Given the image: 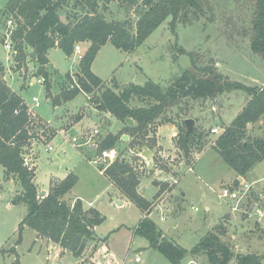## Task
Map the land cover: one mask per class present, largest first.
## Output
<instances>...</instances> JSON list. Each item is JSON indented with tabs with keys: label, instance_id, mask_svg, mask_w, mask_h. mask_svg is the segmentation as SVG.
Segmentation results:
<instances>
[{
	"label": "rangeland",
	"instance_id": "obj_1",
	"mask_svg": "<svg viewBox=\"0 0 264 264\" xmlns=\"http://www.w3.org/2000/svg\"><path fill=\"white\" fill-rule=\"evenodd\" d=\"M7 1L0 0V66L4 68V80L30 105L34 104L33 96H37L39 105H34V108L43 121L52 126L49 138L38 142L35 147L36 150L41 147L40 154L34 155L35 162L37 158L39 163L38 180L46 184L51 174L63 176L66 171H72L78 176V181L72 192L63 198L73 203L81 197L86 207H92L88 204L92 202L102 213L104 221L78 257L62 249L63 258H50L57 243L38 235L35 230L36 237L29 239L30 234L27 233L26 242L17 244L18 228L28 208L25 203H12L21 186L15 178L6 179L4 167L0 166V264H98V261L102 264H171L163 253L150 246L146 237L135 233L136 226L147 213L167 239L187 249L195 246L207 232L214 231L217 225H222L226 229L222 240L235 254L254 253L264 261V223L261 220L264 215V160L244 177L246 180L239 181L235 180L237 172L211 146L200 151L199 158L197 145L191 148V154L177 146L179 126L185 117L197 118L198 123L194 126L205 129L218 126L221 130L224 119L237 114L238 108L246 104L247 93L233 89L213 98H184L158 118L148 136L123 139L125 123L113 115L95 110L85 92L80 91L71 99L55 105L47 96L46 82L30 83L33 77L40 78V64L32 48L28 49L25 61L16 60L12 51L6 48L4 32L8 19L12 17L6 12ZM206 1L204 14L199 19L191 12L192 22H179L173 31L170 25L172 18L169 17L134 50L119 49L111 41L103 45L92 69L104 83L92 95L100 94L107 87L119 91L122 84H128V87L129 84L144 85L147 80L168 87L186 69L193 68L190 53L194 54L200 67L213 61L212 65L231 82L247 85L264 82V59L250 45L253 2ZM99 10L104 11L108 21L129 19L135 22L138 17L135 9L126 11L116 0L108 6H100ZM62 18H65L64 12ZM78 44L84 54L89 42ZM49 59L46 69L53 95L63 89L74 88L75 81H78V74L73 75L79 65L78 54L74 51L67 55L61 48L54 47L50 50ZM198 75L201 76L200 72ZM199 76L190 75L188 80L196 83ZM131 103L133 106L146 104L136 97ZM79 115L85 117L77 123L76 129H71ZM162 124L173 129L161 131ZM61 128L65 134H58ZM94 128L101 132L94 140L99 145L107 135H116L114 148L122 157L131 159L139 175L138 192L151 203L148 211L143 212L130 200L124 204L115 202V195L119 199L127 197L111 185L107 175L101 173L104 164L94 162L99 147L91 151L88 146H83L80 150L64 139L80 136ZM173 131L177 134L172 137ZM249 131L252 135L263 136L264 118ZM218 134L211 132L209 142ZM48 143L53 144L54 150L46 148ZM190 165L194 170H188ZM174 178H177V183H174ZM232 180L235 181L231 183ZM253 180H257L255 184L251 182ZM58 181L54 178L42 196L47 195ZM245 183L251 185L246 194ZM231 185L232 189L241 190V196L237 199L220 198L223 187ZM38 188L41 189V185ZM182 192H185L184 196ZM162 215L165 219L161 218ZM105 252L110 253L109 256L100 260ZM182 264L210 263L206 254H190ZM229 264H237V259L234 257Z\"/></svg>",
	"mask_w": 264,
	"mask_h": 264
},
{
	"label": "trees",
	"instance_id": "obj_2",
	"mask_svg": "<svg viewBox=\"0 0 264 264\" xmlns=\"http://www.w3.org/2000/svg\"><path fill=\"white\" fill-rule=\"evenodd\" d=\"M113 0H8L6 12L15 20L16 27L12 38L16 53L15 59L25 61L28 49L32 48L40 64L38 74L46 78L47 96L55 105L74 97L80 91L89 96V101L101 112H110L125 123L126 134L134 139L149 135L158 118L169 107L180 104L188 97L213 98L218 94L233 89L247 93L249 100L229 125H226L211 143V129L194 126L186 134L185 117L179 126L177 146L186 154H191L197 145L199 152L208 144L240 176L246 177L255 165L264 160V135H252L250 126L264 118V85H247L226 79L211 61L204 67L196 63L192 55V67L186 69L168 87L153 80L144 85L129 84V87L117 91L107 87L98 95H92L103 85V80L92 70V64L102 48L111 41L117 48L134 50L171 17V28L175 31L179 22H192V12L199 19L205 11L206 0H116L126 11L136 10L137 19L132 22L108 21L100 6H108ZM254 10L251 19V49L264 59V0H251ZM103 4V5H101ZM71 7V11L69 10ZM62 12L65 18H62ZM135 30V31H134ZM80 42H89L85 53L79 60L78 85L72 89H63L53 95L49 73L48 53L54 47L61 48L67 55H72ZM184 51V50H182ZM184 53H188L185 52ZM4 68L0 66V166L4 167L6 179L15 178L21 191L12 203H25L28 211L20 222L16 243L23 241L26 226L57 243L74 256H81L89 240L96 235V228L104 221L102 213L95 207H86L81 198L73 203L63 197L71 192L78 181V176L70 172L64 179L53 184L51 191L40 196L35 183L36 168L25 163V156L32 147L34 138H38L37 127L42 118L31 110L30 104L4 80ZM200 72V75L198 73ZM199 76L196 83H190L189 76ZM134 97L146 102L144 106H133ZM80 117L77 116V119ZM127 118L134 121L129 125ZM47 132V128H45ZM125 134V133H124ZM137 137H136V136ZM49 138V136H48ZM116 135L109 134L99 145V149L114 148ZM115 188L135 203L143 212L149 210L150 202L139 192V175L131 159L119 155L103 172ZM226 229L217 225L209 231L191 249L167 239L162 229L149 217L141 218L135 233L146 237L150 246L163 253L171 264H182L188 255L206 254L210 264H229L235 257L237 264H264L258 254H235L228 243L222 240Z\"/></svg>",
	"mask_w": 264,
	"mask_h": 264
},
{
	"label": "built area",
	"instance_id": "obj_3",
	"mask_svg": "<svg viewBox=\"0 0 264 264\" xmlns=\"http://www.w3.org/2000/svg\"><path fill=\"white\" fill-rule=\"evenodd\" d=\"M16 27L15 21L12 17H10L6 23V29L4 32L5 35V46L9 51H12V55H15L16 50L14 48V42H13V38H12V34L13 31ZM75 52L78 54L79 59H81V57L83 56V52H82V48L80 46V44H77L75 46ZM44 83L46 82V78L43 75H40V78H37L36 76L32 78V80L30 81L31 84L33 83ZM76 85H78L77 81ZM34 104L30 105L31 110L34 112V116L37 115L38 113L35 110V106L39 105V98L37 96H33L32 98ZM39 115V114H38ZM42 118V117H41ZM41 124L44 125V127H37V133H38V138H34L33 142H32V147L29 150V152L26 154L25 156V163L26 165H28L30 168L35 167V147L37 145L38 142L44 141L48 138L49 136V128L52 127L47 121H41ZM45 128H47V132H45ZM61 132H63L62 134H65L66 131L61 130L58 133L61 134ZM212 133H220V130L217 127H213L211 129ZM101 134L100 130L98 128H94L92 131L88 132V133H83L80 136H73L71 139H68L67 137H65V141H68L71 143V145L75 148L81 147V146H93V147H99V143H97L95 140L96 137H99ZM96 142V143H95ZM46 148L49 151L54 150V146L51 143L46 144ZM119 156L117 150L115 148H107V149H102L99 150V154L96 160H94V162H98L99 164H104V167L101 168V173L104 172V170L106 169V167L112 163L117 157ZM189 171L194 170L193 167L190 165L188 167ZM178 180L177 178H174V183H177ZM232 186H224L223 187V191L219 194L220 198H224V197H232V198H238L239 195L241 194V190L238 189H232ZM245 190L244 193L246 194L249 190L251 185L249 183H245ZM241 196V195H240ZM196 210L198 208H195ZM162 219H165V217L162 215L161 217ZM110 253L105 252L101 255V258H107L109 256ZM98 264H102L101 261H98Z\"/></svg>",
	"mask_w": 264,
	"mask_h": 264
},
{
	"label": "crops",
	"instance_id": "obj_4",
	"mask_svg": "<svg viewBox=\"0 0 264 264\" xmlns=\"http://www.w3.org/2000/svg\"><path fill=\"white\" fill-rule=\"evenodd\" d=\"M56 48H58V47H56ZM49 53H50V51H49ZM49 53H48V57H49ZM50 60V59H49ZM93 70V69H92ZM75 74H78V69L76 70V71H74V73H73V75H75ZM259 85V84H258ZM260 85H264V82H262ZM248 100H249V98H248ZM248 100L246 101V103L248 102ZM28 102V101H27ZM29 103V102H28ZM92 105V104H91ZM246 104H244L241 108H243L244 106H245ZM93 106V105H92ZM93 108L95 109V110H98L96 107H94L93 106ZM240 108V107H239ZM238 108V111L240 112L242 109L240 108L239 109ZM99 111V110H98ZM237 111V112H238ZM101 112V111H100ZM99 112V113H100ZM238 112V113H239ZM106 114H110L111 116H112V114L110 113V112H105ZM237 113V114H238ZM236 113L234 114V115H232V116H230L227 120L226 119H224L225 120V122H223V124L221 125L222 126V129L220 130L219 129V127L218 126H213V127H217L219 130H220V132L221 131H223V129H224V127L226 126V125H229L231 122H232V120L235 118V116L237 115ZM79 119H76V121H75V124L72 126V128L71 129H76V126L78 125L77 123H79L84 117H85V115H79ZM197 119V118H196ZM198 123V119L197 120H195V125ZM200 124V123H199ZM255 126V125H254ZM254 126H250L251 128L252 127H254ZM212 127V128H213ZM211 128V129H212ZM160 129H161V131L162 130H172L173 129V127H169V125L168 124H162V125H160ZM61 130H64V129H60L59 131H61ZM69 130V129H68ZM67 130V131H68ZM65 131V130H64ZM160 132V131H159ZM66 133V132H65ZM58 134H60V133H58ZM177 134V132L176 131H173L172 132V134H171V136L173 137V136H175ZM160 135V133H158V136ZM209 146H211V145H207L206 146V148H209ZM81 147H83V146H81ZM81 147H78V149H80ZM88 148H89V150H91V151H94V148H96V147H93V146H88ZM206 148H204V149H206ZM203 149V150H204ZM37 150L39 151L38 153H36L37 152ZM36 150V148H35V155H37L38 156V154H40V152H41V147H40V149H37ZM80 150H82V149H80ZM202 150V151H203ZM201 151V152H202ZM201 152H199V153H197V157L199 158L200 157V153ZM197 158V159H198ZM35 165H36V177H35V183H36V185H37V187H39L40 185H41V189H46V187H48L50 184H51V181L52 180H54V178H57L58 180H62V179H64L70 172L69 171H66L65 172V174L63 175V176H60V175H55V174H51V176H49V179H47V181H46V184H45V182L44 183H41L39 180H38V177H39V163L37 162V158H36V162H35ZM72 172V171H71ZM242 179H244V180H246L243 176H240L238 173L236 174V179L235 180H242ZM235 180H232L231 181V183H233ZM259 180V179H258ZM256 181L257 180H253V181H251L253 184H255L256 183ZM231 183H229V184H231ZM111 185H112V183H111ZM39 189V188H38ZM41 189H39V190H41ZM73 190V189H72ZM72 190H71V192H72ZM182 194H183V196L185 195V192H182ZM116 196V195H115ZM79 197V196H78ZM79 198H81V197H79ZM82 199V198H81ZM82 200H84V199H82ZM85 201V200H84ZM126 201H128V199L127 198H125V199H123V203L122 204H124V203H126ZM89 205H91L92 207H95L94 205H92V202H89L88 203ZM96 208V207H95ZM206 209L207 210H209L210 209V207L209 206H207L206 207ZM97 229V228H96ZM27 233L28 234H30L29 235V239L32 237V236H35L36 237V232L33 230V229H31L30 227H25V229H24V232H23V241H22V243L24 244L25 242H26V235H27ZM97 233V232H96ZM55 252L54 253H52V254H50V258H53V259H57V258H59V259H61V250L63 249L62 247H60L58 244H56L55 245ZM63 258V257H62ZM190 261H193L192 259L190 260ZM189 261V262H190ZM194 263V262H193Z\"/></svg>",
	"mask_w": 264,
	"mask_h": 264
},
{
	"label": "water",
	"instance_id": "obj_5",
	"mask_svg": "<svg viewBox=\"0 0 264 264\" xmlns=\"http://www.w3.org/2000/svg\"><path fill=\"white\" fill-rule=\"evenodd\" d=\"M128 87V84H122L121 88L125 89ZM127 122L129 123V125H133L134 121L131 118H127ZM186 123V127H187V131L186 134H189L190 132H192L194 125H195V120L193 118H187L185 120ZM129 135L128 134H124L123 135V139H128ZM45 193V190H42L39 195L42 196ZM114 200L117 204H122L123 203V199H119L117 196H114ZM264 209V206H263ZM262 222L264 223V215L262 217Z\"/></svg>",
	"mask_w": 264,
	"mask_h": 264
}]
</instances>
